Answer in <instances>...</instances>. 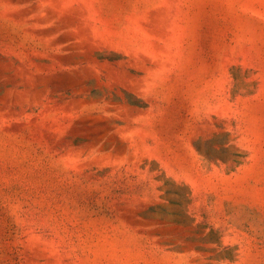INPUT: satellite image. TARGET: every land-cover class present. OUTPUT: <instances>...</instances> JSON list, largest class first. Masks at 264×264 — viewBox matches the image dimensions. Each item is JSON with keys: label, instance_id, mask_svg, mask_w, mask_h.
I'll return each instance as SVG.
<instances>
[{"label": "rangeland", "instance_id": "obj_1", "mask_svg": "<svg viewBox=\"0 0 264 264\" xmlns=\"http://www.w3.org/2000/svg\"><path fill=\"white\" fill-rule=\"evenodd\" d=\"M0 264H264V0H0Z\"/></svg>", "mask_w": 264, "mask_h": 264}]
</instances>
